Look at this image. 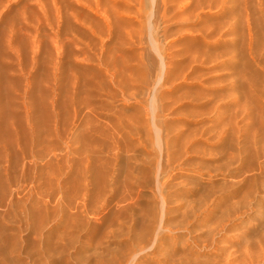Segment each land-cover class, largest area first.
Here are the masks:
<instances>
[{
    "label": "rangeland",
    "instance_id": "1",
    "mask_svg": "<svg viewBox=\"0 0 264 264\" xmlns=\"http://www.w3.org/2000/svg\"><path fill=\"white\" fill-rule=\"evenodd\" d=\"M262 1L69 0L58 132L3 159L0 264H264Z\"/></svg>",
    "mask_w": 264,
    "mask_h": 264
},
{
    "label": "bare ground",
    "instance_id": "2",
    "mask_svg": "<svg viewBox=\"0 0 264 264\" xmlns=\"http://www.w3.org/2000/svg\"><path fill=\"white\" fill-rule=\"evenodd\" d=\"M21 1L0 0V21L7 10H11L13 6ZM33 1L32 3H35L41 9V11L37 9L38 13L37 11L33 13L39 14L41 12V14L40 17L38 16L39 18L36 14L33 17H36L35 20L32 18V21L34 20L32 24L35 23L32 25V29H27L26 25V27L14 26L9 32L0 36V174L2 171L4 173L6 169L8 172V166L4 164L5 161L3 163V159L7 160L10 152H14L17 147H20L22 136L30 137L34 143H41L42 139H40V136L43 137L46 135L45 133L49 134L57 131L60 124L59 37L61 33L67 31L75 13L69 8V0H50V7L46 5L49 0ZM77 1L80 6L81 0ZM263 4L264 0L262 1ZM47 8H50V11ZM74 8L76 9V7ZM36 19L40 20L36 21ZM57 20L63 21L64 26L61 27ZM43 26H46V29ZM42 49L45 50V53L48 52L47 54L50 57L47 56V59L49 58L50 60L48 59L49 62L48 64L46 63V66H48L45 67L46 69L48 68L46 73L42 71L44 74L40 75L41 71H39L38 75L40 76L37 77L36 69H38L39 65L42 67V63L45 62L44 60H39L40 54L38 52ZM29 62L30 64L28 65ZM41 67L40 70L42 69ZM20 148L24 149L25 146ZM14 157L17 158L16 156ZM14 157L13 159H15ZM1 179L0 177V182ZM2 185L0 183L1 190ZM4 185H6V182ZM7 194H11L8 197L11 199L13 193ZM4 196L5 194L1 197L3 200ZM8 202L10 201L8 200ZM37 214H39V210ZM38 217L40 218L38 215L37 218L35 217L36 220ZM36 220L35 224H37ZM41 220L42 218L37 221L40 223Z\"/></svg>",
    "mask_w": 264,
    "mask_h": 264
}]
</instances>
